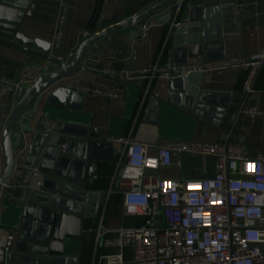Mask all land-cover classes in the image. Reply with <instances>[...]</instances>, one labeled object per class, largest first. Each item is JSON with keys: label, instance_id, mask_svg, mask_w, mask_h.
<instances>
[{"label": "crops", "instance_id": "obj_1", "mask_svg": "<svg viewBox=\"0 0 264 264\" xmlns=\"http://www.w3.org/2000/svg\"><path fill=\"white\" fill-rule=\"evenodd\" d=\"M16 1V0H11ZM66 1L69 5V15L62 47L57 56L66 59L69 52L74 51L85 33L91 26L92 34L112 28L117 23L132 17L160 0H37L29 18L22 20L19 32L35 40L52 44L56 21L60 12V3ZM189 0H183L182 9L171 26L163 27L154 23L145 40L136 39L130 44L129 50L121 57L109 52L106 57L90 55L83 60L84 71L66 79L59 86L44 95V99L55 93L58 88H66L84 92V98L78 95L72 102L73 108L81 107V111L46 108L41 103L37 108L36 117L30 122L34 132H43V122L53 120L62 125L61 116L75 114L83 124L91 130H98V140L94 141L93 150L96 153L99 168L94 178L95 191L101 197L92 200V212L95 217L84 223L81 245H77V262L74 264H97L98 259L106 254L114 253L98 243V233L103 230L114 231L118 227L132 228L141 224L140 218L132 215L123 217V194L115 188L113 181L117 163L124 152V146L112 142L115 139L131 137L137 142L157 143L161 140L195 141L200 143L223 144L234 138L245 146L251 160L264 154V66L258 75L255 93L250 106L257 108L261 114L242 115V87L246 71L240 68L229 71L210 72L206 75H194L195 85L208 95V99L217 100L228 106L226 119L218 126L196 120L188 116L182 108L167 106L157 102V98L167 99L169 96V81L156 79L139 86L124 84V94L120 98L108 95L94 94L88 90L108 93L119 84L113 78L95 72L91 69L112 70L120 72L135 68H147L156 63H165L169 57L177 60L194 62L200 57L208 60L223 58L247 57L262 50L264 47V0H200L199 7L187 13V21H182L184 6ZM239 8L240 16L236 14ZM6 17V16H5ZM192 19L194 21H192ZM176 26L186 27L187 35H174ZM128 33L116 40L127 42ZM194 37V38H192ZM106 42L100 46L103 47ZM120 50H118L119 52ZM38 61L19 50L0 44V78L12 83L26 78L28 81L37 79L40 75ZM149 87V93L145 90ZM217 95V98H216ZM214 96V97H213ZM58 96L54 102H63ZM14 98L0 95V159L4 157L3 127L8 121L13 108ZM161 107V108H160ZM236 117L234 123L231 119ZM58 128V129H59ZM34 134V133H33ZM33 134H24V147L16 153V161L28 162V151ZM174 165L163 168L157 176L163 180L198 181L214 178L217 175L218 162L209 158L204 164L199 156L181 155L173 158ZM26 174L15 175L4 189L5 201L11 206H25L20 202L23 190L15 187L24 181ZM29 195L34 190L30 184ZM0 204V216L7 214ZM3 225L15 224L13 215L6 216ZM0 222V228L6 229ZM19 235L15 238L14 252ZM116 234L107 233L104 238L113 240ZM264 248V247H263ZM127 259L131 252L126 251Z\"/></svg>", "mask_w": 264, "mask_h": 264}, {"label": "built area", "instance_id": "obj_2", "mask_svg": "<svg viewBox=\"0 0 264 264\" xmlns=\"http://www.w3.org/2000/svg\"><path fill=\"white\" fill-rule=\"evenodd\" d=\"M236 14L240 16L239 8ZM68 15L69 5L62 1L52 43L56 53L63 48ZM153 25L150 20L142 23L137 38L145 40ZM74 54L71 51L66 59L58 58L69 62ZM263 66L264 47L243 58L208 60L200 57L194 62L178 63L169 57L165 63L147 68L120 72L91 69L113 78L119 85L106 94L88 91L120 98L124 94L121 87L124 84L139 86L147 81L151 86L156 79L171 81L193 74L240 68L246 71L240 113L258 115L261 112L249 103ZM23 77L18 83L0 78V95L15 99L21 87L35 82ZM43 127L48 135H55L59 128L58 123L50 119L43 122ZM112 142L124 146L113 177L118 183V192L123 194V217L132 215L142 222L114 231L101 228L97 242L115 252L101 256L97 264H264V154L251 160L245 146L232 139L223 144L174 140L145 143L131 137ZM181 155L199 156L204 164L209 158L216 159L217 175L198 181L160 179L159 171L173 166V158ZM4 167L3 157L0 176ZM15 167L13 177L26 174L25 180L15 187L23 190L20 202L28 205L30 184L38 177L39 170L35 162L30 161L15 160ZM8 183L2 188L1 197ZM110 232L116 234L115 239L104 238ZM19 234V227L13 231L0 228V264H8V255ZM126 251L131 252L130 259L126 258Z\"/></svg>", "mask_w": 264, "mask_h": 264}, {"label": "water", "instance_id": "obj_3", "mask_svg": "<svg viewBox=\"0 0 264 264\" xmlns=\"http://www.w3.org/2000/svg\"><path fill=\"white\" fill-rule=\"evenodd\" d=\"M36 3L37 0H0V44L26 53L40 64V75L32 84L20 88L3 127L5 167L0 176V204L8 212L0 216V222L9 213L14 216L15 224L6 226L2 223V226L20 229L15 250L8 255V264H74L78 258L76 247L83 240L84 223L96 215L97 210L92 212V200L101 197V193L94 190L99 164L92 149L94 141L99 138L98 130L92 131L75 114L61 116L63 122L55 135L34 132L30 122L36 117L41 103L46 108L80 112L81 107L73 108L72 102L78 95L84 98V92L58 88L47 100L44 99L45 93L84 71L83 60L90 55L106 57L112 52L116 57L123 56L130 44L136 41L142 23L154 19L163 27L171 26L182 9L183 0H160L112 28L95 34H92L91 26L69 62L58 58L52 44L26 38L19 32L22 20L31 16ZM199 5L200 0H189V4L184 6V23L188 11H194ZM174 30V35H187L186 27L176 26ZM127 32V42L116 40ZM104 42L106 44L101 47ZM174 61L186 62L175 58ZM194 75L203 76L193 74L186 79L169 81L168 98H157V102L182 108L191 118L218 126L226 119L228 106L208 99V95L193 83ZM60 95L64 96L63 102L57 104L54 100ZM235 120L233 117L231 124ZM24 134H33L28 159L35 162L39 175L31 182L34 190L30 194V204L11 206L5 201L6 197H1V190L13 177L16 153L24 147ZM115 188L119 189L118 183Z\"/></svg>", "mask_w": 264, "mask_h": 264}]
</instances>
